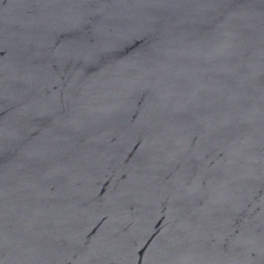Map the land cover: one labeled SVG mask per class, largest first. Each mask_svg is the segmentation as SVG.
Segmentation results:
<instances>
[{
	"label": "water",
	"instance_id": "obj_1",
	"mask_svg": "<svg viewBox=\"0 0 264 264\" xmlns=\"http://www.w3.org/2000/svg\"><path fill=\"white\" fill-rule=\"evenodd\" d=\"M0 264H264V0H0Z\"/></svg>",
	"mask_w": 264,
	"mask_h": 264
}]
</instances>
